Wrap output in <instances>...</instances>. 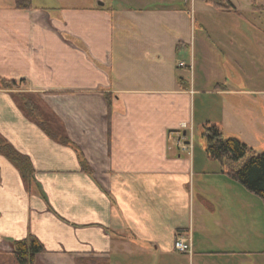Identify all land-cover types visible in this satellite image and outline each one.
<instances>
[{
  "label": "crops",
  "instance_id": "0c3cea01",
  "mask_svg": "<svg viewBox=\"0 0 264 264\" xmlns=\"http://www.w3.org/2000/svg\"><path fill=\"white\" fill-rule=\"evenodd\" d=\"M103 2L0 0V76L24 80L0 87V138L34 174L28 184L0 151V251L34 234L46 247L35 264L88 254L111 264H257L255 202L225 193L235 182L194 141L197 95L239 92L237 69L224 56L213 70L205 57L215 90L199 84L196 49L208 29L197 30L196 3ZM178 232L191 234V253L175 249Z\"/></svg>",
  "mask_w": 264,
  "mask_h": 264
},
{
  "label": "rangeland",
  "instance_id": "374dc122",
  "mask_svg": "<svg viewBox=\"0 0 264 264\" xmlns=\"http://www.w3.org/2000/svg\"><path fill=\"white\" fill-rule=\"evenodd\" d=\"M72 3L83 4L95 0H65ZM107 6L121 7L129 5L135 7L176 5L177 0H102ZM186 1V0H183ZM236 11L218 9L206 1L189 0L188 6L193 9L196 3L197 30L202 21L207 26L205 37L198 41L197 54V80L205 89L215 90L213 72L203 74L204 67H212L203 62V58L213 61V70L219 68V63L226 64L225 57L233 63L238 71L237 84L239 92L234 95H219L212 91L197 95L196 123L194 127V141L198 146L197 152L206 151V139L203 135L205 125L216 124L222 128L225 136H236L247 142L258 151L264 150V10L254 7V1L264 7V0H231ZM103 2V3H104ZM226 26L222 31L221 25ZM221 28V29H220ZM204 30V29H203ZM199 32V31H197ZM226 39H234L229 44ZM230 47V49H229ZM232 50L234 55L231 56ZM211 60V61H210ZM226 69V68H225ZM227 71V70H225ZM190 75V72L186 71ZM209 74V76H208ZM213 77V78H212ZM212 85V86H211ZM210 87V88H209ZM223 108V109H222ZM190 134V131H189ZM204 154V153H203ZM213 159V158H212ZM211 159V160H212ZM215 160V159H214ZM226 177L235 182V187H223L225 193L233 195L246 202H255L256 206V263L264 264V202L256 193L249 191L242 183L226 173ZM226 180V179H225ZM229 180L231 183H233ZM239 187L238 186V184ZM241 186V187H240ZM227 195L225 194L224 197ZM243 212V211H242ZM242 229L247 227L248 219L244 214L236 218ZM0 264H20L15 254L0 251Z\"/></svg>",
  "mask_w": 264,
  "mask_h": 264
},
{
  "label": "trees",
  "instance_id": "16d2710c",
  "mask_svg": "<svg viewBox=\"0 0 264 264\" xmlns=\"http://www.w3.org/2000/svg\"><path fill=\"white\" fill-rule=\"evenodd\" d=\"M205 1L224 11H236L235 5L231 0ZM15 2L18 8L32 7V0H15ZM254 7L259 10H264V7L258 5L255 1ZM23 82L24 80L17 81L0 76V87L2 88H16ZM22 96L26 98L24 94ZM107 98L110 107L109 95H107ZM33 102V100L25 99L26 107L30 111L35 108L32 105L34 104ZM28 114L32 115V112ZM204 128L203 135L205 136L206 149L210 156L222 163L224 172L230 174L242 183L249 191L259 195L264 202V150L258 151L236 136H225L222 128L216 124L205 125ZM0 151L20 169L25 181L31 184L34 174L30 158L17 151L3 138H0ZM83 164L85 168L88 167L85 162ZM44 251H46L44 243L34 234L14 241L13 253L20 264H35L36 255ZM76 264L111 263L110 258L105 255L88 254L78 256Z\"/></svg>",
  "mask_w": 264,
  "mask_h": 264
},
{
  "label": "built area",
  "instance_id": "2783aa9c",
  "mask_svg": "<svg viewBox=\"0 0 264 264\" xmlns=\"http://www.w3.org/2000/svg\"><path fill=\"white\" fill-rule=\"evenodd\" d=\"M184 127H187V123H183ZM183 148L187 149L192 147V142H183ZM175 249L183 253H191L193 249V240L190 233L178 232L174 242Z\"/></svg>",
  "mask_w": 264,
  "mask_h": 264
}]
</instances>
